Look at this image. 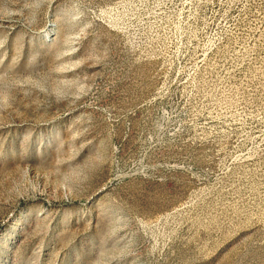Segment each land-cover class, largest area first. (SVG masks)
I'll return each instance as SVG.
<instances>
[{
    "label": "rangeland",
    "instance_id": "obj_1",
    "mask_svg": "<svg viewBox=\"0 0 264 264\" xmlns=\"http://www.w3.org/2000/svg\"><path fill=\"white\" fill-rule=\"evenodd\" d=\"M0 264H264V0H0Z\"/></svg>",
    "mask_w": 264,
    "mask_h": 264
}]
</instances>
